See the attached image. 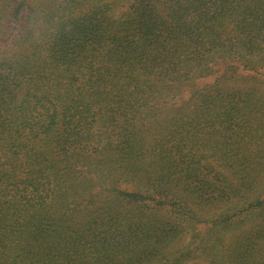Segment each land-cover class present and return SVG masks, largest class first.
<instances>
[{
	"label": "trees",
	"instance_id": "trees-1",
	"mask_svg": "<svg viewBox=\"0 0 264 264\" xmlns=\"http://www.w3.org/2000/svg\"><path fill=\"white\" fill-rule=\"evenodd\" d=\"M0 264H264V0H0Z\"/></svg>",
	"mask_w": 264,
	"mask_h": 264
}]
</instances>
